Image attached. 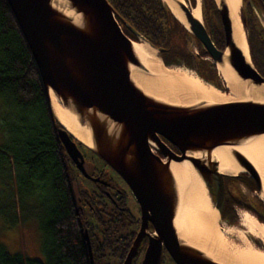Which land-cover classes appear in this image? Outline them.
Instances as JSON below:
<instances>
[{
	"label": "water",
	"instance_id": "water-1",
	"mask_svg": "<svg viewBox=\"0 0 264 264\" xmlns=\"http://www.w3.org/2000/svg\"><path fill=\"white\" fill-rule=\"evenodd\" d=\"M67 1L79 15L77 23L52 7L50 0H5L36 66L49 106L48 90L51 89L63 107L70 109L80 125L89 130L93 147L84 145L122 178L140 205V227L121 264H132L142 240L148 237V222L153 223L154 233L159 236L148 237L140 264H157L160 236L171 239L166 249L177 264H221L179 240L173 225L177 192L169 164L171 160L189 161L207 192L209 184L204 169L211 178L215 177L218 189L213 207L219 214L224 196L223 177L228 175L218 172L217 163L209 154L216 146H234L264 134V103L233 101L175 106L145 95L129 78V64H140L132 50L133 40L121 26L137 41L148 43L146 39L127 25L107 0ZM259 1L264 10V0ZM216 5L222 49L212 42L202 20L192 16L191 7L179 2L187 23V27L183 26L199 41L214 66L225 58L237 77L248 86L264 83V77L251 62H246L233 40L224 0ZM155 49L158 54L164 51ZM59 137L76 169L83 177L94 180L86 173L83 156L75 144L66 134L61 133ZM152 148L159 150L164 160L154 154ZM196 152L205 153L202 160L208 167L201 166V159L191 155ZM231 154L260 191V178L252 164L238 151L232 150ZM84 240L89 263L94 264L86 230Z\"/></svg>",
	"mask_w": 264,
	"mask_h": 264
},
{
	"label": "trees",
	"instance_id": "trees-1",
	"mask_svg": "<svg viewBox=\"0 0 264 264\" xmlns=\"http://www.w3.org/2000/svg\"><path fill=\"white\" fill-rule=\"evenodd\" d=\"M107 2L151 46L164 49L159 56L165 66L182 65L190 69L197 66L201 78L223 89L214 64L204 59L207 53L202 45L162 0ZM241 2L239 19L249 57L254 68L264 77V31L252 8L245 4V0ZM188 3L195 6V0H188ZM200 13L205 28L206 24L212 26L213 43L222 49V30L215 0H200ZM121 27L131 40L137 41L124 26ZM190 42L196 50L194 55ZM0 131V181L13 185L9 192L0 195V211L5 207L14 209L16 201L22 209L25 197L35 199L44 257L40 261L20 252L9 253L0 244V264H90L84 230L89 236L94 264L104 253L116 255L117 264H121L132 234L127 241L119 235L124 228H129L124 226H130V217L124 213H102L100 202H93L100 187L93 183L92 189L79 187L76 174L84 177L66 154L59 134H66L80 151L88 175L105 177L107 174L96 169L85 158L84 151L93 153L104 166L107 164L68 133L54 116L36 66L5 0H0ZM223 178L232 182L243 177L239 174ZM244 183L247 190L256 191L252 181ZM227 194V207L220 209L222 220L229 225L235 224L237 217L233 208L238 207L255 211L257 220L264 223V203L259 197L244 195L240 189ZM3 199L7 200L3 202Z\"/></svg>",
	"mask_w": 264,
	"mask_h": 264
},
{
	"label": "bare ground",
	"instance_id": "bare-ground-1",
	"mask_svg": "<svg viewBox=\"0 0 264 264\" xmlns=\"http://www.w3.org/2000/svg\"><path fill=\"white\" fill-rule=\"evenodd\" d=\"M176 19L187 27L178 6L183 0H162ZM218 1V0H215ZM228 9L232 37L236 46L250 63L245 32L239 19L241 0H224ZM50 4L74 23L79 15L70 8L67 0H50ZM192 16L201 21L200 0L191 7ZM132 50L140 65L129 64V78L134 86L145 95L162 103L175 106L197 104L212 105L233 101L264 103V83L247 85L237 77L225 58L216 63L215 69L223 89L213 87L202 80L194 71L182 65L165 66L161 63L156 49L148 43L133 41ZM227 55V50L224 56ZM51 109L58 122L78 141L93 147L89 130L80 125L77 116L63 107L58 97L49 89ZM241 153L254 167L260 178L259 197L264 202V134L252 136L234 146L214 147L209 156L217 163L219 173L234 176L243 169L233 158L231 151ZM203 159L205 153H191ZM169 168L177 192V206L173 225L179 240L202 251L208 258L221 264H264V223L244 213L236 225L223 227L217 223L218 211L210 205L206 188L189 161L171 160ZM246 235L256 237L262 247L252 245Z\"/></svg>",
	"mask_w": 264,
	"mask_h": 264
},
{
	"label": "rangeland",
	"instance_id": "rangeland-1",
	"mask_svg": "<svg viewBox=\"0 0 264 264\" xmlns=\"http://www.w3.org/2000/svg\"><path fill=\"white\" fill-rule=\"evenodd\" d=\"M183 1L188 7L190 6L188 3V0H183ZM255 1H257V0H245V4L246 5L249 4L252 7L253 11H255L257 19L260 22V25L264 31V13L259 11V8H262V7H260L261 4H259V2L258 3L255 2ZM216 2L218 3L219 0ZM241 5H242V2H241ZM258 6H259V8H258ZM206 30H207L208 34L210 35V37H212V34H213L212 26H210L209 24H206ZM189 46L191 47L192 54L194 55L196 53V50L194 49V46L191 42L189 43ZM156 52H157V50H156ZM157 55L159 56L158 52H157ZM205 59L207 61H210V58H205ZM160 60H161V58H160ZM161 63H162V60H161ZM192 71H193V69H192ZM1 141H2V134L0 131V146L2 143ZM84 155L88 161L92 162L93 166L96 169L103 171L105 175L109 174V175H112L114 177H117L116 173L108 165L104 166L103 162H101L99 159H97L93 155V153L84 151ZM242 173H243V171L240 172L239 174H242ZM76 182L81 189H92V183L88 179L82 178L77 174H76ZM11 186H13V185L9 184L8 182L0 181V195L9 192V190L11 189ZM239 189L244 195H248L249 197L251 195H252V197H256V196L259 197V191L257 189H256V191L251 192V191L247 190L241 184L239 186ZM206 191H207V189H206ZM207 195L210 199L208 192H207ZM6 200L7 199H3V202ZM34 200L35 199L32 197L31 198L25 197L23 200V208L21 209L18 201H16V198H15L16 206L14 207V209H10V208L5 207L2 210V212L0 211V213H1L0 214V244L3 245L9 253H19L20 252L28 258H33V259L43 261L44 257H43V253L41 250V241L42 240H41V232L39 230V218H38V210L39 209L37 207H34L35 206ZM210 205L213 207V203L211 201H210ZM125 206L127 207L129 214L134 215L136 213L135 200L133 199V197L130 193H127ZM235 213H237L236 214L237 222H238V219L244 213L250 214L248 211L244 210L243 208L236 209ZM127 220L128 219L125 218L126 222H127ZM88 221H90V219ZM217 223H219V225H221L223 227H227V225H229L228 223H226L224 220H222L220 218L219 214L217 217ZM239 227H241V226L235 227L233 229L236 230V228H239ZM126 228H128V230H130L132 227H131V225L128 226V224H126ZM126 232H127V229L124 228L121 231L120 235H122V234L125 235ZM129 247H130V245H129ZM256 247L261 248L262 242H259ZM115 256L116 255H112V254L108 255L107 253H104L103 257L97 258L96 264H117L118 259H117V256L116 257ZM136 259H138V260L141 259V253L138 255V257ZM123 260H124V258H123ZM123 260H122V262H123ZM135 264H139L138 261L135 262Z\"/></svg>",
	"mask_w": 264,
	"mask_h": 264
},
{
	"label": "flooded vegetation",
	"instance_id": "flooded-vegetation-1",
	"mask_svg": "<svg viewBox=\"0 0 264 264\" xmlns=\"http://www.w3.org/2000/svg\"><path fill=\"white\" fill-rule=\"evenodd\" d=\"M255 2H257V3L259 2V4H260L259 0L255 1ZM259 6H258V8H259ZM260 7H262V6H260ZM262 10H263V8H262ZM207 58H209V57L207 56ZM183 63H185V61H183ZM193 69L195 70L196 73L199 72L197 66L193 67ZM209 83L213 84L212 82H209ZM163 141L168 145V147L173 152L179 154L177 149H175L173 146L168 144L165 140H163ZM152 152L164 160V158L161 155V153L159 152V150L152 148ZM201 166L208 167V164L205 160L201 159ZM205 170L206 169H204L203 174H204V177L206 178L207 183L209 184L207 187L208 188V194L210 196L211 202L214 203L216 192L218 189L217 188V179L215 177L211 178V176L208 175L205 172ZM80 175H82V174L80 173ZM116 175H117V177H114V176L109 175V174H107L105 177H97V176L95 177V176L89 175L94 180H91V179H88V180L91 183H93L96 187H100L99 191L97 193L98 196L95 195L96 200L93 202L94 203L100 202L99 209L101 210L102 213H109L110 212L111 214H114V215L124 213L125 215H128L130 217L129 221H130V225L132 228L130 230L127 229L126 234L125 235L124 234L119 235V237L124 239V241L125 240L127 241L126 238L130 237L132 234V239H131V242H132L134 236L136 235V233L140 227V222H141L140 205H139L138 201L136 200L135 196L132 194L128 185L122 180V178L120 176H118V174H116ZM241 175L243 178L240 181L229 182V181L225 180V178H223L224 196H223V200L220 204L221 209H223V208L225 209L227 207V203H228L227 202V195H228L227 193L229 191L239 189L240 184L243 185L244 182L250 181V183H251V181H252V183L255 185L254 180L247 173L243 172ZM85 179H87V178H85ZM127 193H130L132 195L133 199L135 200L136 213L134 215L129 214L128 209L125 206ZM89 194H91V193H89ZM99 196H103L105 198L101 199V198H99ZM250 197H252V195ZM233 209H234V212H236V209H238V207H234ZM246 211H248L251 215H253L255 217V219L257 220V218H256L257 216H256L255 211L250 210V209L249 210L246 209ZM219 216H220V213H219ZM158 223H159V221H158ZM158 223H157V225H158ZM232 225L238 226L239 224H238V222H236V224H232ZM124 227H126V226H124ZM146 232H147L148 237H154V236L158 237L159 236L158 234L154 233L155 227H154L152 222L147 223ZM148 237H145L142 240L141 248L137 251V254L135 255L134 259L132 260V264H135V262H137V261L140 264L144 250L147 246ZM246 239L248 240V242H250L254 246H257V244L259 242H261L259 239H257L256 237H253L251 235H246ZM159 240H160L161 250H160V256H159L157 264H177L175 262V260L172 259V257L170 256V254L168 253V251L166 249L167 245H171V239L168 238L167 236H160ZM179 244L182 245L183 243L179 241ZM122 246H124V245L122 244ZM140 253H141V259L138 260L136 258L138 257V255Z\"/></svg>",
	"mask_w": 264,
	"mask_h": 264
},
{
	"label": "crops",
	"instance_id": "crops-1",
	"mask_svg": "<svg viewBox=\"0 0 264 264\" xmlns=\"http://www.w3.org/2000/svg\"><path fill=\"white\" fill-rule=\"evenodd\" d=\"M195 3H196V1H195ZM248 5H249V4H248ZM249 7L252 8L250 5H249ZM259 11L264 13V10H262V8H259ZM254 15H255V17H256V19H257V16H256L255 12H254ZM257 21H258V19H257ZM258 23H259V25H260V22H259V21H258ZM260 26H261V25H260ZM261 28H262V27H261Z\"/></svg>",
	"mask_w": 264,
	"mask_h": 264
}]
</instances>
